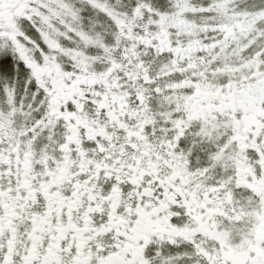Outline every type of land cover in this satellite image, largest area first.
<instances>
[{
  "label": "snow or ice",
  "instance_id": "obj_1",
  "mask_svg": "<svg viewBox=\"0 0 264 264\" xmlns=\"http://www.w3.org/2000/svg\"><path fill=\"white\" fill-rule=\"evenodd\" d=\"M0 264H264V0H0Z\"/></svg>",
  "mask_w": 264,
  "mask_h": 264
}]
</instances>
